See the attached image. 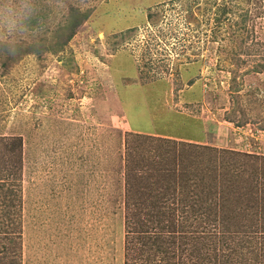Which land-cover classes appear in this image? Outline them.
Wrapping results in <instances>:
<instances>
[{
    "label": "rangeland",
    "instance_id": "rangeland-1",
    "mask_svg": "<svg viewBox=\"0 0 264 264\" xmlns=\"http://www.w3.org/2000/svg\"><path fill=\"white\" fill-rule=\"evenodd\" d=\"M260 157L264 0H0V264H264Z\"/></svg>",
    "mask_w": 264,
    "mask_h": 264
},
{
    "label": "trees",
    "instance_id": "trees-1",
    "mask_svg": "<svg viewBox=\"0 0 264 264\" xmlns=\"http://www.w3.org/2000/svg\"><path fill=\"white\" fill-rule=\"evenodd\" d=\"M78 20L76 19V20H74L73 21V23L71 24V25H69V28H70V33H69V35H68V37H70L71 35H72V32H73V30H74V28H75V26H77L78 25ZM136 134V133H135ZM137 135H138V137H140V136H144L143 134H141V133H137ZM164 141H166V142H169V140L168 139H165ZM182 144H184V142H182ZM197 146V145H196ZM229 152V151H228ZM232 153L233 154H237V155H244V157H248L249 156V154H247V153H243V152H239V151H232ZM252 156L251 157H255V158H257L259 155H254V154H251ZM261 158H264V157H260L259 159H261ZM204 181V178L202 179V182ZM212 188H213V192H214V194L212 195L213 197L215 196V194H218V192H220L221 191V193L224 195V193H225V191H222V190H219L218 189V187H217V183H214L213 184V186H212ZM211 198V197H210ZM212 200V199H211ZM191 204H189L188 203V205L186 204V205H183L180 209H181V212L180 213H183V212H187V210L189 209V206H190ZM212 205H207L206 206V208H204V207H201V208H199V209H196L197 211L199 210V211H201V212H204V210H207V211H212L211 210V207ZM198 207H200V206H198ZM197 207V208H198ZM219 207H222V205H220ZM171 208H173L174 210H175V212H173V214L172 215H175L176 216V214H177V212H179V207H178V211H177V207H171ZM177 211V212H176ZM209 214V213H208ZM171 215V214H170ZM165 216H167L166 214H165ZM182 216H185V215H182ZM210 216V215H209ZM161 218H162V216H161ZM163 222H165L163 225H165L166 224V226L168 227V224H167V222L166 221H163ZM163 222H161V223H163ZM158 225V224H157ZM237 225H239L240 226V223H238ZM229 225H227L226 227H228ZM166 238H163V237H161V236H157V238H153L152 240L153 241H151V243L152 244H154L158 249H159V252H160V249H162L161 248V245H162V243L161 242H165V241H170L172 238H174V237H172V236H170V235H164ZM131 242V241H130ZM133 242V241H132ZM144 242V241H143ZM135 246L133 245V248H134ZM129 248H131L132 249V246L131 247H129ZM159 252H156L157 254H159Z\"/></svg>",
    "mask_w": 264,
    "mask_h": 264
}]
</instances>
